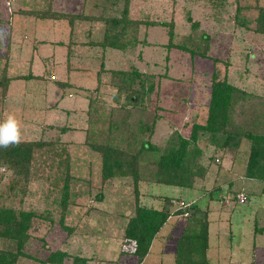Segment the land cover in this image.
Wrapping results in <instances>:
<instances>
[{
	"label": "rangeland",
	"instance_id": "obj_1",
	"mask_svg": "<svg viewBox=\"0 0 264 264\" xmlns=\"http://www.w3.org/2000/svg\"><path fill=\"white\" fill-rule=\"evenodd\" d=\"M96 1L0 0V79L5 67L9 78L29 76L33 63L40 65L37 71L43 70L46 79L34 77L33 65L32 77L11 80L5 96L0 87V119L6 112L15 113L22 124V141L47 143L42 155L35 154L31 180L24 191V186H19L13 194L11 172L0 168V203L46 217L34 220L24 249L29 258H19L18 264H40L54 251L88 258V264H138L134 256L125 253L133 250V244L123 239L134 213L132 179L102 183L101 156L92 146L111 144L134 153L138 139L149 138L154 146L163 147L171 130L182 131L185 123L205 119L208 79L213 71L223 78L226 68L228 82L238 89L233 94L229 127L264 135V36L252 31L256 9L264 6V0H224L222 10L204 0H131V17L155 24L142 28L147 32L146 43L127 52L86 45L103 38L100 22H77L70 35L65 20H36L18 13L19 9L46 10L50 6L69 15L82 11L99 15ZM237 5L245 8L240 16L249 20L248 29L234 22ZM188 15L199 23L197 33L209 37V55L219 60L218 64L191 60L178 50L167 53L166 29L158 23L173 21L175 42L181 43L194 35ZM39 56L44 59L40 63ZM131 67L157 76L147 108L133 106L125 94L115 98L110 71ZM55 81L69 86L59 87ZM64 109L68 110L65 114ZM153 116L165 120L154 124ZM140 124L149 129L138 132ZM150 128H154L152 134ZM248 148L246 140L231 154L214 153L208 147L202 163L207 173L194 190L141 184L140 191L146 195L196 201L202 209L208 207L209 264H264V236L257 235L254 228L264 226V195L260 182L244 178ZM62 160L66 162L60 170ZM153 162L152 156L142 161L144 177L153 169ZM66 165L71 175L68 179ZM65 182L68 189L63 195ZM144 194L140 204L158 208L161 201L147 199ZM238 195L246 197L245 203H238ZM173 217L170 222L176 220L177 229L164 240L160 236L168 230L169 224H165L143 264H174L175 244L186 217ZM217 218L222 219L219 228ZM4 246L0 240V249ZM63 264H71V260L65 259Z\"/></svg>",
	"mask_w": 264,
	"mask_h": 264
},
{
	"label": "trees",
	"instance_id": "obj_2",
	"mask_svg": "<svg viewBox=\"0 0 264 264\" xmlns=\"http://www.w3.org/2000/svg\"><path fill=\"white\" fill-rule=\"evenodd\" d=\"M235 1L238 2V0ZM204 2L221 10L225 6L224 0H204ZM95 3L96 8L101 9L99 15H88L84 11L69 15L55 12L50 6L46 10L19 9L18 13L36 20H65L69 24L70 35L73 34L77 22H100L104 26L105 33L100 41L86 44L92 47L98 46L103 49L127 52L129 48L146 43L147 32L142 28L153 26L155 23L132 18L131 0H98ZM243 9L245 8L236 6L234 22L236 25L248 29L249 20L240 16ZM256 10L255 26L252 31L264 36V6L258 7ZM111 11H115L114 16H108ZM187 21L192 24L195 36L186 37L181 43L175 42L173 21L158 23L166 29L167 44L164 47L167 49V53L170 54L172 51L178 50L184 55H189L191 60L201 58L214 65L218 64L219 60L211 58L209 55V37L205 33H197L199 23L192 21L189 15ZM142 33L144 40H141ZM168 56L167 61L169 60ZM110 73L113 79L111 86L117 91L116 99L121 94H125V100L133 106L147 108L145 103L151 102L157 86L156 75L140 72L134 67H131L130 70L110 71ZM26 77H32V74L15 78ZM52 77L56 78L54 75ZM15 78H9L7 68L3 69L0 79L3 96L7 94L9 84ZM35 78L45 79L43 76ZM98 82L100 83V79ZM55 84L59 87L69 86L66 82L55 81ZM237 90L228 82L226 68L223 78H219L217 72L213 71L208 79V98L204 104L206 107L205 119L191 124L185 123L183 132L177 129L171 130V133L163 141V147L154 146L149 138L147 140L138 139L139 148L134 153L111 144H94L92 146L93 151L101 156L102 183L126 177L132 179L134 213L127 221L123 239L125 242L133 244V250L125 253L134 256L138 264L146 258L154 238L168 219L176 214L183 217L187 214V216H185V225L175 244L174 264H209L206 256L209 248L210 226L208 207L202 209L196 201L188 203L182 199L175 200L172 197L153 195V193L148 194L147 197L161 201L158 208L140 204L143 196L140 191L141 184L146 186L154 183L177 189L194 190L197 181L203 180L207 173L202 163L208 147H211L212 151H215L214 153L220 152L225 155L239 150L242 140L248 141L249 148L244 178L260 182V192L261 195H264V135L242 133L229 127L233 94ZM152 120L156 124L165 118L153 116ZM147 129L149 128L146 124H140L138 132L144 133ZM153 130L154 128H150V134L153 133ZM46 146L47 143L44 141H21L17 146L8 149L0 148V168L11 172L13 178L10 190L13 194L19 186H24L22 191L25 190L24 188L31 180L35 154L42 155ZM148 156H152L154 159L153 169L149 175L144 177L141 164ZM66 160L68 159L66 158ZM65 162L62 160L58 163L60 170ZM65 169L64 173L68 179L71 176L69 166L66 165ZM67 189L68 184L65 182L63 195ZM61 202L65 207L66 199L63 198ZM180 203L184 204V208H179ZM173 207L176 208L174 212H172ZM37 218L44 219L46 217L0 203V240L5 242L4 248L0 249V264H18L19 258H29L24 249L30 240L29 231ZM255 233H264V227L260 229L256 227ZM65 259H70L71 264H88L90 260L81 256L70 257L63 251H54L49 253L44 260H40V264H63Z\"/></svg>",
	"mask_w": 264,
	"mask_h": 264
},
{
	"label": "clouds",
	"instance_id": "obj_3",
	"mask_svg": "<svg viewBox=\"0 0 264 264\" xmlns=\"http://www.w3.org/2000/svg\"><path fill=\"white\" fill-rule=\"evenodd\" d=\"M22 141V124L15 113L6 112L0 119V148L8 149ZM135 243V242H133Z\"/></svg>",
	"mask_w": 264,
	"mask_h": 264
},
{
	"label": "crops",
	"instance_id": "obj_4",
	"mask_svg": "<svg viewBox=\"0 0 264 264\" xmlns=\"http://www.w3.org/2000/svg\"><path fill=\"white\" fill-rule=\"evenodd\" d=\"M61 45V44H60ZM44 60L41 56H39V60H38V62L40 63V61H42V60ZM32 64V63H31ZM51 63H49V65H50ZM34 65V63L32 64V66ZM51 65H54V64H51ZM32 66L30 67V69H29V73L30 74H32V72H33V68H34V74H36V76L35 77H40V76H43L42 74H41V72L43 71H41V69H39L38 71H37V69H38V67H40V65L37 67L36 65H34V67L32 68ZM45 69V68H44ZM33 75V74H32ZM56 77V76H55ZM50 78H52V76L50 77ZM46 80V79H45ZM48 80V79H47ZM54 106L55 107H57L58 106V102L57 103H55L54 104ZM63 112H64V114L65 113H67L68 112V110L67 109H64L63 110ZM63 129V128H62ZM64 131H66V129H64ZM144 194V193H143ZM144 196H146V198L147 199H150V197H147V195L146 194H144ZM218 217V216H217ZM172 218L174 219V217L173 216H171L169 219H168V221L166 222V224H169V226H168V230H167V232L165 233V235H162V236H160L162 239H164L165 240V238L167 239L168 237H170L171 236V234L173 233V231L174 230H176L177 228H176V220H174V221H172V222H170L171 220H172ZM209 218H210V213H209ZM176 219V218H175ZM216 220H218L217 221V228H219L220 226H222L223 224H222V219H219V218H217ZM165 226V225H164ZM210 226H211V224H210ZM262 227H264V226H261V227H259V229L260 228H262ZM162 228H164V227H162ZM254 228H256L255 227V225H254ZM162 230V229H161ZM161 230H160V232H161ZM160 232L156 235V237L154 238V240H153V242H152V244H151V246H150V249H149V252H148V255L146 256V258L143 260V262H141L140 264H143L144 262H145V260H147V257L148 256H150L151 254H152V252H153V247H152V245H153V243H154V241L156 240V238H158V235H160ZM257 235H263L264 236V233H262V234H257ZM210 236V235H209ZM164 240H162V244L164 243ZM255 243L253 244V250L255 249ZM162 253H163V247L162 248H160V251H159V254L160 255H162ZM252 256H253V254H252ZM89 263V262H88ZM138 263V262H137ZM252 264H253V262H251ZM255 263V262H254Z\"/></svg>",
	"mask_w": 264,
	"mask_h": 264
},
{
	"label": "built area",
	"instance_id": "obj_5",
	"mask_svg": "<svg viewBox=\"0 0 264 264\" xmlns=\"http://www.w3.org/2000/svg\"><path fill=\"white\" fill-rule=\"evenodd\" d=\"M52 79H54V77H52ZM237 198L239 199L238 201H239V203H241V204L244 203V202L246 201V197H245L244 195H239ZM179 208H184V204H183V203H180V204H179ZM185 216H187V214H185L184 217H185Z\"/></svg>",
	"mask_w": 264,
	"mask_h": 264
}]
</instances>
